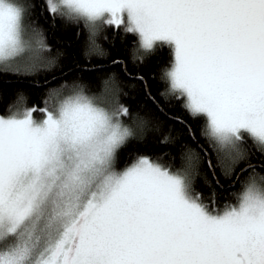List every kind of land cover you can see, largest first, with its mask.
<instances>
[{
	"label": "snow or ice",
	"instance_id": "6c2138e0",
	"mask_svg": "<svg viewBox=\"0 0 264 264\" xmlns=\"http://www.w3.org/2000/svg\"><path fill=\"white\" fill-rule=\"evenodd\" d=\"M41 18L83 24L89 43L102 27L125 26L144 50L172 44L170 91L193 119L207 118L200 136L216 155L213 164L191 125L174 118L208 157L205 183L221 186L217 167L236 182L250 175L238 207L219 212L187 167L140 156L117 171L133 136L122 122L130 108L101 106L82 78L64 81L50 90L51 107L0 115V264H264V0H0V64L49 59ZM117 65L157 103L119 57L81 71ZM94 79L124 87L117 73ZM180 159L191 161L190 146Z\"/></svg>",
	"mask_w": 264,
	"mask_h": 264
},
{
	"label": "trees",
	"instance_id": "16d2710c",
	"mask_svg": "<svg viewBox=\"0 0 264 264\" xmlns=\"http://www.w3.org/2000/svg\"><path fill=\"white\" fill-rule=\"evenodd\" d=\"M40 24L44 29L45 42L51 48V52L46 53L49 59L41 65L42 68L34 72L5 71L0 67L1 115L10 114L15 109L33 106L41 109L46 105L51 107L54 101L50 90L57 88L64 81L70 82L75 78H82L83 82L90 85V88L85 90L86 94L98 95L104 88L109 87L102 88L100 81L94 77L103 76L105 73H117L124 87L122 90L114 91L116 104L130 108L131 116L123 118L122 122L132 130L133 136L119 152L116 170L122 171L138 157L147 156L157 163L171 165L173 169L182 166L189 168L193 174L195 189L201 193L205 203L210 199L214 201L215 211L222 212L239 203L240 193L244 190L250 174L245 173L239 177V182H236L234 178L223 177L221 168L217 167L216 173L221 176V186L218 187L213 182L209 187L205 183V180L212 181V173L207 165L208 157L189 138L184 124L174 119L179 117L191 125L196 132L197 140L208 149L213 164H216V155L209 148L208 141L200 136V129L207 118L201 116L193 119L184 107L185 101L175 98L177 94L170 91L167 72L172 66L173 53L169 45L157 42L150 51L141 49L138 35L125 33V26H121L115 32L111 27H102L93 37L94 43H89L88 31L83 24L77 26L61 20L45 22L44 18L40 19ZM105 35L109 38L107 41L103 38ZM113 36H115L114 41ZM105 54H110L107 59L104 58ZM114 57L123 59L128 72L133 76H143L159 108L157 103H153L145 94L144 84L140 80L126 76L119 65L106 67L105 73L81 71L82 68H91L93 65H107ZM63 73H67L63 76V80L56 79L44 84L45 80H49L52 76L59 77ZM161 108L163 111L160 110ZM145 119L148 123H144ZM164 137H169L170 141L175 143H161ZM182 145H188L192 150L190 162H182L180 159ZM247 147L252 149L251 140ZM252 154L255 158H260L259 152L255 149H252ZM256 172L264 175L259 169Z\"/></svg>",
	"mask_w": 264,
	"mask_h": 264
},
{
	"label": "rangeland",
	"instance_id": "374dc122",
	"mask_svg": "<svg viewBox=\"0 0 264 264\" xmlns=\"http://www.w3.org/2000/svg\"><path fill=\"white\" fill-rule=\"evenodd\" d=\"M160 42H163V41H160ZM166 43L167 45L170 46L171 50H172V53H173V45L170 44V43H167V42H164ZM139 48H141L139 46ZM142 49V48H141ZM44 63H40V64H36L34 67H27L23 64V61L21 59H17V60H13V61H10L8 62L7 65H2L0 64V67L1 68H5L7 67V70H12V71H16L17 68H19V72H34L36 71L37 69L39 68H42L41 65H43ZM174 64V53H173V62H172V65ZM172 67V66H171ZM171 70V68L168 70V72ZM168 72H167V76H168ZM169 79V77H168ZM169 83H170V80H169ZM68 94V93H67ZM65 94V95H67ZM88 95H91V94H88ZM98 100L101 102V106H108V107H111L112 105H117L116 104V100H115V93L113 90L109 89V88H104V90L102 92H100L98 95L96 94L95 95ZM27 109V108H23V109H15V110H12L10 114H7V115H22L24 110ZM1 115V114H0ZM5 115V116H7ZM34 119L36 120H42L44 119V116L41 115L40 112H38L37 114L35 113L34 116H33ZM139 158V157H138ZM137 158V159H138ZM136 160V159H135ZM134 160V161H135ZM151 160V159H150ZM133 161V162H134ZM153 161V160H152ZM155 162V161H154ZM130 165V164H129ZM247 183L248 181H246V185L245 187L247 186ZM239 203L237 205H235V207H238ZM234 207V206H232ZM227 210V209H226ZM225 211V210H224ZM223 212V211H222Z\"/></svg>",
	"mask_w": 264,
	"mask_h": 264
}]
</instances>
